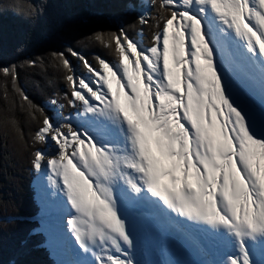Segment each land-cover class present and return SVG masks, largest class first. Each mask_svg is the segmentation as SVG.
I'll return each instance as SVG.
<instances>
[{
	"label": "snow or ice",
	"instance_id": "obj_1",
	"mask_svg": "<svg viewBox=\"0 0 264 264\" xmlns=\"http://www.w3.org/2000/svg\"><path fill=\"white\" fill-rule=\"evenodd\" d=\"M123 11L138 30L114 14L93 34L111 59L51 54L66 90L47 80L43 104L19 63L0 65V123L18 152L29 141L17 106L35 124L38 234L54 264H264V0H126ZM24 63L46 70L41 57ZM14 212L0 197L2 230ZM142 236L196 258H143Z\"/></svg>",
	"mask_w": 264,
	"mask_h": 264
},
{
	"label": "trees",
	"instance_id": "obj_2",
	"mask_svg": "<svg viewBox=\"0 0 264 264\" xmlns=\"http://www.w3.org/2000/svg\"><path fill=\"white\" fill-rule=\"evenodd\" d=\"M125 2L126 0H0V65L19 63L21 85L26 88L30 98L37 104H43L52 92L47 80L54 79L56 88L66 90L60 72L51 66V54L74 47L90 60L95 55L111 59L109 51L94 39L93 34L113 26L114 14L120 16V22L133 27L134 14L124 13ZM28 13L32 15H26ZM138 28L139 25H135L133 30ZM150 36V29L145 28V42ZM35 57L43 59L46 70L24 63ZM73 63L82 66L75 58ZM2 80L3 77H0V81ZM10 90L9 86L11 97ZM1 93L3 87H0V118L8 104ZM15 114L29 141V149L18 152L14 134L0 123V197L14 202L16 217L15 223L7 225V230H2L3 224L0 223V264H12L13 260L17 264H54L50 251L44 246L42 235L38 234V220H31L38 213L29 163L30 137L35 131V124L18 106ZM34 226L36 230L30 231Z\"/></svg>",
	"mask_w": 264,
	"mask_h": 264
},
{
	"label": "bare ground",
	"instance_id": "obj_3",
	"mask_svg": "<svg viewBox=\"0 0 264 264\" xmlns=\"http://www.w3.org/2000/svg\"><path fill=\"white\" fill-rule=\"evenodd\" d=\"M20 39H21V37H20ZM1 94H3V93H1ZM142 237H144V236H142ZM145 239H146V245H147V247L143 248V250H142V257L143 258H146V259H155L156 260L157 258H156L155 254H154V251H156V250H161L162 253L165 255V257L168 258V259H172L174 257V252H170V251L166 250L163 247L162 243H160L158 241H155V240H152V239L147 238V237H145ZM159 257H161V256H159ZM190 257L192 259H195L196 258L195 256H190Z\"/></svg>",
	"mask_w": 264,
	"mask_h": 264
},
{
	"label": "rangeland",
	"instance_id": "obj_4",
	"mask_svg": "<svg viewBox=\"0 0 264 264\" xmlns=\"http://www.w3.org/2000/svg\"><path fill=\"white\" fill-rule=\"evenodd\" d=\"M77 68H78V70L79 71H83V69H82V66H80L79 67V63H77ZM32 187H33V193H34V198H35V200H36V203H38L37 201H38V197H37V194H36V191H35V187H34V177H33V181H32V185H31ZM38 220V216H36V217H32L31 218V220ZM145 241V242H144ZM142 244H143V248H145V247H147V245H146V239H145V237H142ZM46 247V246H45ZM47 248V247H46ZM48 249V248H47ZM49 250V249H48ZM154 254H155V256H156V260H169L168 258H166L165 257V255L162 253V256L161 257H158V255L156 254V252L154 251ZM51 257L55 260L57 257L56 256H54V255H52L51 254ZM172 259H192L190 256H188V255H177L176 253H174V257L172 258Z\"/></svg>",
	"mask_w": 264,
	"mask_h": 264
}]
</instances>
